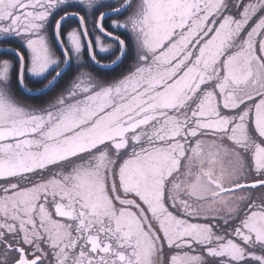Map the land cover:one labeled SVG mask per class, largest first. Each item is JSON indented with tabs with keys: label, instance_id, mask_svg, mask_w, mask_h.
<instances>
[{
	"label": "snow or ice",
	"instance_id": "1",
	"mask_svg": "<svg viewBox=\"0 0 264 264\" xmlns=\"http://www.w3.org/2000/svg\"><path fill=\"white\" fill-rule=\"evenodd\" d=\"M0 264H264V0H0Z\"/></svg>",
	"mask_w": 264,
	"mask_h": 264
},
{
	"label": "trees",
	"instance_id": "2",
	"mask_svg": "<svg viewBox=\"0 0 264 264\" xmlns=\"http://www.w3.org/2000/svg\"><path fill=\"white\" fill-rule=\"evenodd\" d=\"M29 87H37V85H33V84H31V82H29ZM23 98L27 99L26 96H24Z\"/></svg>",
	"mask_w": 264,
	"mask_h": 264
}]
</instances>
